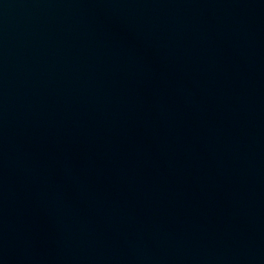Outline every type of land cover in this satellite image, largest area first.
Returning a JSON list of instances; mask_svg holds the SVG:
<instances>
[{
	"label": "water",
	"instance_id": "1",
	"mask_svg": "<svg viewBox=\"0 0 264 264\" xmlns=\"http://www.w3.org/2000/svg\"><path fill=\"white\" fill-rule=\"evenodd\" d=\"M0 264H264V0H0Z\"/></svg>",
	"mask_w": 264,
	"mask_h": 264
}]
</instances>
